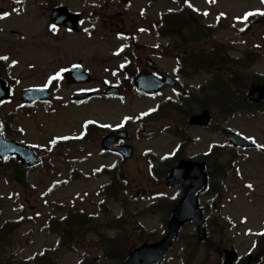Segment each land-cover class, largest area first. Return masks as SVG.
Instances as JSON below:
<instances>
[{"label": "rangeland", "instance_id": "1", "mask_svg": "<svg viewBox=\"0 0 264 264\" xmlns=\"http://www.w3.org/2000/svg\"><path fill=\"white\" fill-rule=\"evenodd\" d=\"M104 1L0 0V57H7L6 60H0L7 63L11 75L20 81L16 90L17 96L21 90L28 87H46L53 77L60 75L66 67L79 61L92 76L98 79L99 83L102 81L117 83L118 75H120L118 65L124 63L120 53L125 43L114 29L116 20L127 27V31L135 33L139 51L141 49L142 53H145L144 58L151 56L159 71H164L171 76L175 75V62L170 57L163 56L159 48H155L159 43H165L158 41L154 35H149L146 31L137 30V28L135 31L131 30L130 26L132 22H136L141 11H147L151 19H157L161 12L177 10V1L185 0H162L152 6L148 1L130 0L132 4L128 11L122 9L113 12L109 9L105 12L110 16L115 13H121L124 16L115 17L117 19L113 21L108 19L99 21L97 29H101V32L99 34L90 32L89 30L94 27V24L89 21L90 8L96 4H103ZM186 1L200 13L206 26L217 25L220 14L224 13L226 18L223 21L226 26L224 29L218 27L213 29L216 35L215 40L226 45V48L231 50L230 56L234 59H240L247 54L253 57L255 54L259 61L245 71L257 73L264 80V19H259L251 25L242 23L244 20L242 18L247 12H263L264 2L262 0H216V3H209L208 0ZM58 5L67 6L73 12L82 13L85 17L79 34L62 30L55 31V36L48 33L49 13ZM205 12L208 15H204ZM231 23L236 24V29L240 31L233 30ZM137 25L145 28L147 22L144 25L140 20ZM10 31H18L24 34V38L10 37L8 34ZM140 60L138 58L137 62ZM208 79H210L209 76L202 75L192 81L184 80V85L188 87V84H192L197 91L198 87ZM88 88L100 91L102 85H92ZM183 88L175 90L176 100ZM75 89L78 88L67 87L63 82L60 91L53 98L55 103L49 111L41 109L33 114L26 113L16 120L15 125L14 122L7 125L11 132L14 128L22 131L20 134H14L15 138L39 149L47 163L29 174V189L9 181L5 176H0V205L2 206L0 227L7 221L19 220L23 215L35 221L22 226L12 246L0 249V264H37V255H42L47 249L57 246L58 237L43 228L51 215L62 216V213L54 209V203L66 207H72L75 204L87 212L96 211L95 206L102 199L94 197V192L108 179L94 178L93 173L103 166H114L118 163V158L102 154L100 141L91 144L76 142L71 147L60 150L52 148L57 140L81 139L87 123L94 122L114 129L122 127L128 120L135 121L130 125L129 131L131 142L137 152L132 161L123 163V169L125 188L131 197H135L136 193L142 189L147 191L146 197L138 202L139 208L161 201L175 200L183 194L182 188L170 189L165 181L162 183L158 171L161 169V163L171 159L184 142L160 132V129L166 125L165 122H148L143 127L144 132L142 127L136 124L138 118L148 115L158 107L161 100L170 97L171 91L159 100L127 95L122 100L93 101L88 106L75 107L71 104V96ZM15 107L16 103L6 106L2 114L14 111ZM192 110L195 111L197 108L192 107ZM183 118V115H178V119ZM213 125L237 131L246 137H256L260 142L257 141L259 145L264 147V109L253 115L240 113L227 122L215 118ZM139 133L150 138L142 139ZM187 141L190 145L182 153L187 158H198L202 154L210 153L214 146L221 145L227 148L229 144L224 135L212 132L210 129L189 128L186 131L185 142ZM152 155L156 157L153 158L155 164L149 161ZM242 156L244 158L241 157V160L236 163L237 171L230 170L229 176H225L223 181L220 178L213 180V193L217 194L207 195L202 199L204 203L219 206L218 212L210 209V212L206 213V219L209 223L211 220L210 232L217 233L218 238L226 239L228 244H222L219 249L210 248L207 251L202 246L198 264L203 261H206L205 264H220L219 253L224 249H234L238 253L239 264H245L260 248L264 236H259V233H264V151H250ZM230 159L231 156L225 153L219 164L224 165ZM70 161L74 162V166L81 172L84 179L63 184L69 178ZM249 184L252 185L251 188L247 187ZM109 206L112 210L115 209L113 215L119 213L120 209L117 205ZM21 210L22 214H20ZM122 223L126 221L123 219ZM140 224L148 230L147 233L154 232L156 238L162 237L166 231L161 214L147 215L140 219ZM195 235V226L187 225L182 231V240L175 245V248L173 247L174 250L169 253L166 264H183L181 260L183 249L186 243L189 245L192 243ZM84 252L89 254L90 257H87L89 261L94 259L91 255H97L95 257L97 258L101 254L99 250L87 245L84 250L79 249L76 253L63 251L59 254L60 257L54 255L52 261L58 260V264H81ZM252 264H264V259Z\"/></svg>", "mask_w": 264, "mask_h": 264}, {"label": "trees", "instance_id": "2", "mask_svg": "<svg viewBox=\"0 0 264 264\" xmlns=\"http://www.w3.org/2000/svg\"><path fill=\"white\" fill-rule=\"evenodd\" d=\"M175 24L170 23L167 26H163L161 30H158L160 36H168L172 40L164 48L170 52L174 44L173 40H176L177 50L180 52L178 56L179 69L178 74L188 79H194L202 74L208 75L209 80L201 85H207L202 88V91L207 89L205 101L193 97L191 102L186 104L188 109L195 106H201L213 110L215 113H222L226 117H230L234 112L241 108L239 104H243L247 98V92L251 88V85L260 84L263 79L261 76L248 73L245 71L247 66L250 65L251 60L249 54L240 59H234L230 56L231 50L226 45L215 40L214 31L201 25L199 16L193 13L187 8H183L176 15ZM260 15H254L253 20L259 18ZM164 21V19H163ZM240 98V103L237 99ZM198 104V105H197ZM186 112V111H184ZM216 157L214 151L207 160H212ZM11 162V161H10ZM11 165L13 169H6L11 172L10 176L23 186H27L25 170L19 163L12 161ZM3 170L0 168V172ZM3 171V172H4ZM102 174L112 176L111 183L105 186L100 194L105 195L109 199L119 201L122 203V208L126 209L128 202L121 199L122 190L116 184V177H118V171L104 169ZM94 215H87L85 212L78 210H69L66 212L65 217L61 220L56 218L50 219V230L57 233L60 236L59 248L56 251H68L75 250V243L78 241H86L90 234H97L100 236V240L104 241V238L100 231H95L93 228L104 226L105 223H101ZM20 224L14 225L17 229ZM3 233V232H2ZM1 236V235H0ZM153 235H149L151 239ZM264 241V237H263ZM130 245L127 248L122 244L114 243L110 251L113 255H108L105 251V258L111 261L122 260L125 253L130 250ZM102 264V263H96ZM106 264V263H105Z\"/></svg>", "mask_w": 264, "mask_h": 264}, {"label": "water", "instance_id": "3", "mask_svg": "<svg viewBox=\"0 0 264 264\" xmlns=\"http://www.w3.org/2000/svg\"><path fill=\"white\" fill-rule=\"evenodd\" d=\"M57 20V21H56ZM79 18L68 14L67 9H60L53 14V22L58 25L68 26L72 30H76ZM14 36L22 37L18 33H11ZM66 77L72 83L84 82V78L88 77L81 68L75 67L66 73ZM156 79L148 80L141 74L135 80V85L139 92H147L148 82L151 85H155V88H162L156 85ZM168 82L173 85L174 81L169 79ZM42 93V94H38ZM8 90L5 88V84L0 80V104L8 98ZM119 91L114 88H110L105 91V95L113 96L118 95ZM91 96L78 95L77 98L82 99ZM50 96L41 90H26L23 92V101L29 103H35L37 101H48ZM78 99V100H79ZM250 100L252 102H259L264 100V87H257L250 93ZM212 118L209 111L203 112L201 115L193 116L190 121V126L208 127ZM229 141L236 145L237 143H245V148L250 147L248 141L240 138L234 133H226ZM120 135L118 133H112L103 142V149L113 152H118L124 155L126 159L132 157L133 152L128 147H117L116 141ZM126 137V136H124ZM243 141V142H242ZM16 156L26 167H35L40 164V160L36 157L35 153L29 148L18 145L14 142L6 141L2 136V128L0 125V159L6 161L9 157ZM205 168L203 164H197L192 162H182L177 168H175L168 179L169 186L182 185L186 189L185 199L175 208L171 224L167 235L161 240L160 243L145 245L136 249L130 258L123 264H162L168 251L172 247L173 243L178 240L181 228L188 222H194L197 226L198 235L200 239H207L206 222L203 219V211L199 208V196L203 194L208 188V177L204 172ZM145 192H140L138 196H143ZM237 259L235 251L226 252L225 264H234Z\"/></svg>", "mask_w": 264, "mask_h": 264}, {"label": "flooded vegetation", "instance_id": "4", "mask_svg": "<svg viewBox=\"0 0 264 264\" xmlns=\"http://www.w3.org/2000/svg\"><path fill=\"white\" fill-rule=\"evenodd\" d=\"M102 8H104L105 9V11H104V13H100V10H102ZM54 9V7L51 9V11ZM111 10V9H115V10H121V6H120V4H115L113 7H112V3L111 2H104L102 5H101V9L99 8V7H97V6H95L93 9H92V12H91V17L93 18V20H96V21H98V23H99V21L101 22V21H103V20H105V19H109V17H110V21H111V18L112 17H118V16H122L123 14H121V13H115V14H113L112 16H110V15H108V14H106L105 12L107 11V10ZM50 14H51V12L49 13V17H50ZM127 29V27H125V26H122L121 25V23L119 22V21H117V23H116V25H115V31L116 32H118V33H120V34H123V33H126V30ZM114 30H112V33H114L113 32ZM143 67V63H142V61H140L139 62V65H138V67L136 68V70H139L140 68H142ZM156 74L158 75V76H162L161 75V73H159V72H156ZM53 84H49V86H48V88H49V90L52 92L53 91V86H52ZM87 85H98V83L96 82H94V83H92V84H80V85H77V86H74V88H78V91L79 92H83V91H86L84 88L85 87H87ZM120 85H133V83H132V79H131V84L130 83H120ZM53 93V92H52ZM94 100H96V98H94ZM88 102H90V100L88 101ZM259 106H260V108L259 109H261V108H264V102L263 103H260V104H258ZM235 156H239V155H241V153L240 152H235V154H234ZM132 230H129V231H127L128 232V234L127 235H124L123 233H122V231H118L117 232V234H115L114 233V229L113 228H110V230H109V232H108V236H107V240H108V242L109 243H114L115 241H117V240H122V239H125V240H132V239H134V238H139L140 237V235H139V228H137V229H134L133 230V228H131ZM134 233H137V236H133L132 234H134Z\"/></svg>", "mask_w": 264, "mask_h": 264}, {"label": "snow or ice", "instance_id": "5", "mask_svg": "<svg viewBox=\"0 0 264 264\" xmlns=\"http://www.w3.org/2000/svg\"><path fill=\"white\" fill-rule=\"evenodd\" d=\"M208 2H209V3H216V0H208ZM262 2H264V0H262ZM188 6H189V7H192L191 4H189ZM203 14H204V15H208L207 12H205V13H203ZM255 14H257V13H254V12H247V13L244 15V17H243L242 19L247 20L248 17L253 16V15H255ZM259 14H260V15H264V12H260ZM220 15L223 16L224 13H221ZM241 30H243V29H241ZM0 59H5V60H6L7 57H0ZM247 187L251 188L252 185L249 184ZM259 234H260V235H264V233H259Z\"/></svg>", "mask_w": 264, "mask_h": 264}]
</instances>
